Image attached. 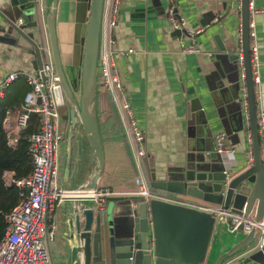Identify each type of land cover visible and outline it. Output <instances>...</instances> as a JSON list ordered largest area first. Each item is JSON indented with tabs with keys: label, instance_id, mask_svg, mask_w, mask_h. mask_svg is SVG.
Segmentation results:
<instances>
[{
	"label": "crops",
	"instance_id": "1",
	"mask_svg": "<svg viewBox=\"0 0 264 264\" xmlns=\"http://www.w3.org/2000/svg\"><path fill=\"white\" fill-rule=\"evenodd\" d=\"M240 2L173 0L171 4L169 0L123 1L111 37L116 50H135L134 54L119 57L118 67L136 118L145 131L148 152L139 163L122 114L111 99L97 89L98 119L101 116L102 120L108 122L105 131L107 140L103 142L105 167L98 185L120 194L108 199L106 211L111 201L143 202L133 195L138 176L146 177L148 172H154L162 178L168 172L179 171L187 160L217 162L220 169L233 172V178L250 168L247 157L252 146L247 120L239 101V75L237 65L229 57L233 53L231 49L239 48L238 29L242 23ZM39 5L44 15L50 14L52 0H39ZM90 5L91 0H59L56 11L62 61L76 86L80 78L83 35ZM255 5L259 10L255 20L261 63V83L256 86L259 117V112H264V0H255ZM171 7L185 21L181 36L175 34L169 24L168 11ZM24 13L19 6L12 7L11 0H0V83L11 73L34 74L48 60H52L51 51H48L45 60H38L35 54L10 40L14 36H11L12 27L18 26V19ZM191 35H196L200 54L182 51V45L192 43ZM216 36L220 37L226 51L219 49ZM44 37L48 43L46 33ZM30 90L24 78L12 84L6 97L0 99V104L4 106L0 124L15 115ZM61 127L65 139L59 152V184L61 188L72 191L77 186L87 184L97 172L92 167L95 156L91 146L85 145L86 164L82 168L79 166L83 158L79 139H84V135L80 126L73 129L69 104L63 111ZM71 131L76 136L72 141L69 135ZM220 133L227 135L224 141L226 151L222 154L217 152L216 145V136ZM259 138L264 161L260 133ZM88 166L92 167L91 171L85 170L81 177L82 169ZM67 170H70L69 178L66 176ZM5 175L13 180V172ZM161 193L172 199H182L185 203H197L188 197ZM69 197L71 199L56 204L51 212L58 236L48 245L52 257L50 264L71 263L72 245L65 238L69 233L67 220L70 213L67 208L77 207L73 205L76 197ZM70 200L74 202L70 204ZM202 204L207 206L206 203ZM106 211L97 215L93 225L92 264H110L108 246L105 239H101L100 222L105 219ZM246 235L233 239L221 227L217 228L212 237V257L216 259L220 251L236 246ZM241 254L237 253L234 257Z\"/></svg>",
	"mask_w": 264,
	"mask_h": 264
},
{
	"label": "water",
	"instance_id": "2",
	"mask_svg": "<svg viewBox=\"0 0 264 264\" xmlns=\"http://www.w3.org/2000/svg\"><path fill=\"white\" fill-rule=\"evenodd\" d=\"M59 0H52L50 14L44 15L39 3L34 0H11V6H19L24 15L19 20L24 25L11 29L10 40L19 47L28 49L38 60L46 59L51 51L52 61L60 84L70 107V118L75 130L83 129L84 139L80 140L82 157L79 166L85 167L86 150L89 144L93 149L95 161L92 167L97 172L85 185L77 186L82 190H95L105 167V152L99 126L97 110V68L100 53L102 17L105 0H91L88 22L84 28V50L80 78L77 86L68 75L63 64L56 29V11ZM243 28V57L247 73L250 123L254 164L239 176H228L219 168L217 162L205 163L187 160L175 173H166L159 178L152 172L150 187L156 191L188 197L201 205L190 207L153 199L149 203L121 201L113 203L101 219V239L108 246L110 264H203L209 251L216 219L202 203L219 206L225 210L243 212L247 218L253 215L256 221L264 219V161L259 138V117L253 82L250 58L249 0H241ZM17 21V22H18ZM46 33L48 43L45 40ZM184 30H175L181 36ZM217 39L221 51H226L220 37ZM229 57L239 69V48L231 49ZM38 69L37 62L35 63ZM238 76V77H239ZM70 141L76 138L70 132ZM89 167L83 168L91 171ZM70 170L66 176L69 178ZM233 178V179H232ZM74 188V189H76ZM71 202H74L70 200ZM75 206L68 207V234L66 239L76 240V246H70V264H92L93 225L98 213L92 208V202L76 199ZM244 226L237 231V238L244 234ZM72 245V244H71ZM237 253H242L237 255ZM234 257V258H233ZM264 264V244L259 241L256 230H252L228 252H221L211 264Z\"/></svg>",
	"mask_w": 264,
	"mask_h": 264
},
{
	"label": "built area",
	"instance_id": "3",
	"mask_svg": "<svg viewBox=\"0 0 264 264\" xmlns=\"http://www.w3.org/2000/svg\"><path fill=\"white\" fill-rule=\"evenodd\" d=\"M34 1L39 3V0ZM123 1L105 0L104 2L97 68V89L101 94L108 96L113 105L122 114L128 134L134 145L136 158L141 163L148 152L146 135L131 106L117 62V57L134 54L135 50H116L114 48V39L111 37V30L118 23ZM169 1L171 4L173 3V0ZM258 13L259 10L256 8L255 0H249L250 58L255 91L256 86L261 83L260 43L257 37L255 20ZM168 20L174 30L185 29L184 19L179 17L172 7L168 11ZM22 25H24V21L21 19L18 22V26ZM191 38L192 43L186 46L182 45V51L186 54H200L201 49L196 43V35H191ZM238 44L240 55L239 101L242 113L247 120V132L252 146L249 90L243 57L242 23L238 29ZM20 78L26 80L31 90L25 95L15 115L6 118L0 124V127L5 132L7 144L11 148H15L18 145L23 132L29 128L34 115L38 117V128L26 138L28 141V152L33 160V171L25 178L12 181L21 190L22 200L17 207L5 216L6 230L4 236L0 239V264H50L51 257L48 245L54 242L58 236L57 225L51 216L55 205L71 199L67 198L71 196L76 197L75 199L91 201L93 210L98 214H104L108 199L119 197L120 194L109 187L100 185H97L95 190L90 191L80 188L70 191L60 187L59 152L65 139L61 127V118L68 101L52 60H48L34 74L17 72L7 75L0 83V99L6 97L12 84ZM258 127L264 146L263 111L259 112ZM226 138L227 135L225 133H220L216 136L217 152L219 154L226 151L224 145ZM254 161L252 146L247 157V165L249 167L252 166ZM225 173L228 176L233 175V172L226 171ZM133 195L139 197L144 203H149L151 200L156 199L190 207H201L198 203H185L182 199H172L160 191L153 190L144 175L136 178ZM203 208L214 214L216 230L221 227L230 238L237 239L238 228L243 225L244 234H249L252 230H256L259 235V241L264 244V219L256 221L253 215L246 218L242 212L225 210L219 206L207 205ZM229 250L225 251L224 249L220 253H226ZM221 264H229V262L225 261Z\"/></svg>",
	"mask_w": 264,
	"mask_h": 264
},
{
	"label": "trees",
	"instance_id": "4",
	"mask_svg": "<svg viewBox=\"0 0 264 264\" xmlns=\"http://www.w3.org/2000/svg\"><path fill=\"white\" fill-rule=\"evenodd\" d=\"M3 107L0 104V115ZM99 126L102 140L105 142L107 140L105 131L108 127V122L102 120L101 116L99 117ZM37 128L38 117L34 115L29 128L23 132L18 145L15 148H11L7 144L5 132L0 127V239L4 236L6 230L5 216L17 207L22 200L21 190L13 183L10 186L7 185L5 174L13 172V180H17L25 178L32 173L33 160L28 152V141L26 138L35 132ZM146 178L148 181L150 180L149 172Z\"/></svg>",
	"mask_w": 264,
	"mask_h": 264
},
{
	"label": "rangeland",
	"instance_id": "5",
	"mask_svg": "<svg viewBox=\"0 0 264 264\" xmlns=\"http://www.w3.org/2000/svg\"><path fill=\"white\" fill-rule=\"evenodd\" d=\"M121 60V58L117 57V61H118V65H119V61ZM120 68V67H119ZM9 91V90H8ZM14 116V115H13ZM6 176V175H5ZM6 182H7V185H11L13 182H12V178H10V176H6ZM110 208L113 206V203L112 201L110 202L109 204ZM213 244H214V241H213V238L211 240V244H210V247H209V251H208V254H207V257H206V264H211L215 259L214 257H212V249H213ZM49 249V247H48ZM49 253H50V250H49ZM50 257H51V254H50ZM52 258V257H51Z\"/></svg>",
	"mask_w": 264,
	"mask_h": 264
},
{
	"label": "bare ground",
	"instance_id": "6",
	"mask_svg": "<svg viewBox=\"0 0 264 264\" xmlns=\"http://www.w3.org/2000/svg\"><path fill=\"white\" fill-rule=\"evenodd\" d=\"M67 198H70V197H67ZM77 241L74 239V240H71V244H72V246H76L77 245Z\"/></svg>",
	"mask_w": 264,
	"mask_h": 264
}]
</instances>
